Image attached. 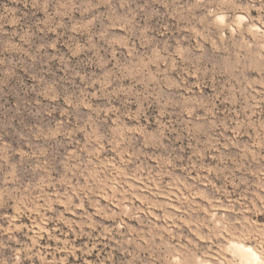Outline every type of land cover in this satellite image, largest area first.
<instances>
[{
	"label": "rangeland",
	"instance_id": "obj_1",
	"mask_svg": "<svg viewBox=\"0 0 264 264\" xmlns=\"http://www.w3.org/2000/svg\"><path fill=\"white\" fill-rule=\"evenodd\" d=\"M0 264H264V0H0Z\"/></svg>",
	"mask_w": 264,
	"mask_h": 264
},
{
	"label": "bare ground",
	"instance_id": "obj_2",
	"mask_svg": "<svg viewBox=\"0 0 264 264\" xmlns=\"http://www.w3.org/2000/svg\"><path fill=\"white\" fill-rule=\"evenodd\" d=\"M219 17H220V16H219ZM239 17H240V16H239ZM242 17H243V16H242ZM250 25H251V24H250ZM255 26H256V25H255ZM230 27H231V26H230ZM230 243H231V242H230ZM234 244H235V243H234ZM235 246H236V244H235ZM233 247H234V246H233ZM237 248H239V249L237 250V252H238V251H239V252L241 251L240 253L245 254L244 256H247V254L250 253V252H249L250 250L248 251L247 248H245L244 246H241V245L239 246V244H238V246L236 247V249H237ZM229 249H230V248H229ZM251 253H252V252H251ZM242 254H241V255H242ZM244 256H243V257H244ZM249 256H250V255H249ZM251 256H252V254H251ZM246 258H247V257H246ZM249 258H250V257H249ZM41 260H42V259H41ZM251 263H252V262H251Z\"/></svg>",
	"mask_w": 264,
	"mask_h": 264
}]
</instances>
